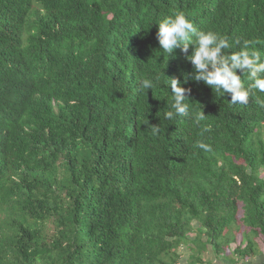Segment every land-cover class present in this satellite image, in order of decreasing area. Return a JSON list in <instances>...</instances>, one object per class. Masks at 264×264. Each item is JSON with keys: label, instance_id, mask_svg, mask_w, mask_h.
I'll return each instance as SVG.
<instances>
[{"label": "trees", "instance_id": "1", "mask_svg": "<svg viewBox=\"0 0 264 264\" xmlns=\"http://www.w3.org/2000/svg\"><path fill=\"white\" fill-rule=\"evenodd\" d=\"M178 11L264 56V0H0V264L262 254L264 93L232 104L162 53ZM173 77L189 111L167 119Z\"/></svg>", "mask_w": 264, "mask_h": 264}, {"label": "clouds", "instance_id": "2", "mask_svg": "<svg viewBox=\"0 0 264 264\" xmlns=\"http://www.w3.org/2000/svg\"><path fill=\"white\" fill-rule=\"evenodd\" d=\"M156 24L158 25L156 37L162 53H167L171 57L174 49L180 47L195 69L193 80H202L217 94H230L232 104H247L253 89L264 93V56L256 49H250L248 41H244L243 46L234 51L227 37L213 30H199L183 11L165 16ZM189 45L193 46L190 55ZM238 69L242 70L241 74H237ZM245 75L250 81L248 84L242 79ZM187 79L185 76V82ZM156 80L159 81L160 77L156 76ZM164 83L170 84L174 98L171 104L174 111H168L166 118L173 119L175 115L187 114L189 111L187 99L191 90L181 86L180 79L175 77ZM152 87L151 79H144L141 83L142 89L149 90ZM259 103L264 106V101ZM199 119H203V114ZM152 132L157 134L159 128L154 125ZM199 147L208 149L203 143Z\"/></svg>", "mask_w": 264, "mask_h": 264}, {"label": "rangeland", "instance_id": "3", "mask_svg": "<svg viewBox=\"0 0 264 264\" xmlns=\"http://www.w3.org/2000/svg\"><path fill=\"white\" fill-rule=\"evenodd\" d=\"M241 240V237H240V234H238L237 235V241H240ZM256 241L258 242V245H259V247H260V249L262 250V253L264 254V239L262 238V237H258V238H256ZM232 246H234V245H232ZM229 250H231V249H229ZM194 253H191V254H189V258H188V254L187 253H184L183 255H182V257H181V259H182V263H186V261H191V259L193 260V258H192V255H193ZM204 264H218L220 261H222V259L220 260V259H216L215 257H214V255L211 253V251L209 250V251H207L206 253H205V255H204ZM254 257H252V259H253ZM233 259H234V257H233ZM190 264H202L201 262H199V261H195V262H193V263H190Z\"/></svg>", "mask_w": 264, "mask_h": 264}, {"label": "crops", "instance_id": "4", "mask_svg": "<svg viewBox=\"0 0 264 264\" xmlns=\"http://www.w3.org/2000/svg\"><path fill=\"white\" fill-rule=\"evenodd\" d=\"M264 262V254L262 253L260 256H256L253 259L246 260L245 262H241L240 264H261Z\"/></svg>", "mask_w": 264, "mask_h": 264}]
</instances>
